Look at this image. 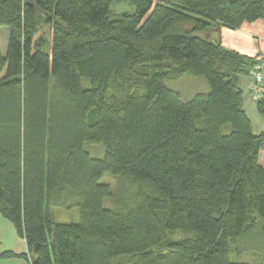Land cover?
I'll list each match as a JSON object with an SVG mask.
<instances>
[{
    "label": "trees",
    "instance_id": "16d2710c",
    "mask_svg": "<svg viewBox=\"0 0 264 264\" xmlns=\"http://www.w3.org/2000/svg\"><path fill=\"white\" fill-rule=\"evenodd\" d=\"M121 1L133 10L114 14ZM257 19L264 0H0V214L27 247L0 257L249 264L231 255L254 250L264 264V131L238 85L264 60L217 34ZM183 74L209 90L182 100L166 81ZM255 107L264 118V83ZM54 206L79 219L53 221Z\"/></svg>",
    "mask_w": 264,
    "mask_h": 264
},
{
    "label": "rangeland",
    "instance_id": "374dc122",
    "mask_svg": "<svg viewBox=\"0 0 264 264\" xmlns=\"http://www.w3.org/2000/svg\"><path fill=\"white\" fill-rule=\"evenodd\" d=\"M111 10L114 14H120L122 12L126 11H132L133 8L126 2H119V3H113L111 4ZM7 30L5 27L0 28V41L1 46L4 48L5 40H6ZM50 39H51V33L50 29L46 28V44H45V51L50 52ZM83 85H88V80L83 79L82 80ZM166 86L172 90H175L179 92L182 100H189L197 93H204L209 90V85L204 77L201 76H194L190 74H183L179 76L176 79L173 80H167ZM116 90H112L111 93H115ZM246 112L248 117L250 118L252 122V130L255 134H258L262 131H264V118L259 116L256 111L253 110V107L251 108V105L246 106ZM85 150L90 154L91 157L94 158H101L104 154V147L99 142H85L84 144ZM258 163L262 166H264V148L260 149L258 151ZM101 183H107L111 187L115 186L117 183V179L113 176H111L108 173H105L101 179L99 180ZM128 188H132L130 185H128ZM50 216L53 221L57 222H71L76 221L79 219V211L76 207H51ZM183 234L179 231H173L167 233V240H175L182 238ZM163 247L161 246L160 249ZM233 259L237 261H246L249 264H260L259 256L254 250H245L242 251L240 254L231 255ZM264 258V253H263ZM262 258V259H263ZM2 259H12L11 264H14L17 260L16 258L12 257H4L1 258L0 261H4ZM264 263V259H263Z\"/></svg>",
    "mask_w": 264,
    "mask_h": 264
},
{
    "label": "crops",
    "instance_id": "0c3cea01",
    "mask_svg": "<svg viewBox=\"0 0 264 264\" xmlns=\"http://www.w3.org/2000/svg\"><path fill=\"white\" fill-rule=\"evenodd\" d=\"M217 34L220 44L224 48L254 58L255 60H264V21L262 19H257L253 22H244L237 29L221 26ZM251 82V75H241L238 79V85L242 91L245 112L247 104L251 105V108L253 107V110L256 111L255 104L257 98L250 89ZM4 252L24 254L27 253V247L24 239L16 234L13 224L0 214V254ZM10 257L13 259L16 258L15 260L17 261L14 264H30L27 259L22 257ZM1 258L4 257H0V260ZM2 260L4 261H0V264H11L12 261V259Z\"/></svg>",
    "mask_w": 264,
    "mask_h": 264
},
{
    "label": "built area",
    "instance_id": "2783aa9c",
    "mask_svg": "<svg viewBox=\"0 0 264 264\" xmlns=\"http://www.w3.org/2000/svg\"><path fill=\"white\" fill-rule=\"evenodd\" d=\"M264 83V64L257 63L252 72V82L250 89L252 90L254 96L258 98L263 91Z\"/></svg>",
    "mask_w": 264,
    "mask_h": 264
},
{
    "label": "bare ground",
    "instance_id": "6f19581e",
    "mask_svg": "<svg viewBox=\"0 0 264 264\" xmlns=\"http://www.w3.org/2000/svg\"><path fill=\"white\" fill-rule=\"evenodd\" d=\"M251 78H252V76H251Z\"/></svg>",
    "mask_w": 264,
    "mask_h": 264
}]
</instances>
